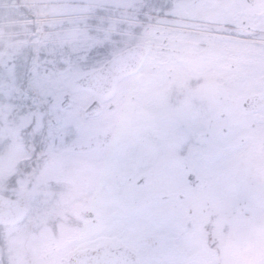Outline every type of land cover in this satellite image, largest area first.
Here are the masks:
<instances>
[{
    "label": "snow or ice",
    "instance_id": "6c2138e0",
    "mask_svg": "<svg viewBox=\"0 0 264 264\" xmlns=\"http://www.w3.org/2000/svg\"><path fill=\"white\" fill-rule=\"evenodd\" d=\"M0 264H264V0H0Z\"/></svg>",
    "mask_w": 264,
    "mask_h": 264
}]
</instances>
